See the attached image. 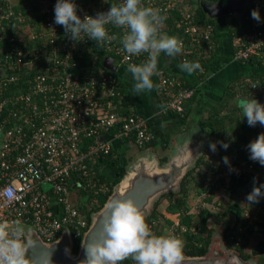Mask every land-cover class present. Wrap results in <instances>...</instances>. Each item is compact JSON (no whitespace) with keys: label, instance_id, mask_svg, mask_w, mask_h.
Instances as JSON below:
<instances>
[{"label":"built area","instance_id":"2783aa9c","mask_svg":"<svg viewBox=\"0 0 264 264\" xmlns=\"http://www.w3.org/2000/svg\"><path fill=\"white\" fill-rule=\"evenodd\" d=\"M17 1L0 0V18L6 19L8 29H15L8 37L9 47L0 48L3 69L0 72V224L20 221L34 227L46 241L56 239L64 227H69L75 240L87 227L84 213L74 202L79 192L88 193L91 202L96 203L98 196L110 192L113 186L111 178L101 177L104 168L98 161L112 152L115 140L131 138L135 147L140 148L156 138V134L148 116L116 110L121 97L117 74L77 67L76 51L91 39L85 37L82 42L74 43L63 27L54 23L56 0H28L27 5L14 10ZM176 1L167 0L162 6L156 3L154 8L167 11ZM121 2L81 0L77 14L81 18L85 14L95 16L97 12L107 11L110 3ZM248 6L258 10L261 19L257 22L251 12L247 14L254 26L237 38L232 53L234 60L247 59L264 48V28L258 27L264 22V7L258 0H251ZM180 14L184 18L186 43L212 42V23L199 26L187 7H181ZM1 36L4 34L0 33ZM106 48L113 49L118 59L116 70L126 63L137 64L136 58L140 62L148 58L143 53L126 59L123 45L114 40ZM182 60L187 57L183 56ZM158 73L157 91L165 95L161 109L182 112L186 99L194 95L195 86H186L179 75L166 68L158 69ZM19 77L23 84L8 91L9 85ZM251 91L264 105V81H253ZM254 127L260 131L259 123ZM249 156L231 165V171L229 165L214 161L216 171L212 180H205L203 185L207 188L198 193L201 197L198 207H214L216 197L210 202L204 197L211 195V184L220 185V178L225 183L232 175L253 171L264 180V166ZM200 175L209 176L204 170ZM223 189L222 185L217 190L223 192ZM260 202L259 199L255 212L244 209L241 217L251 225L260 221L264 228V205ZM169 227L166 234L176 237L187 229L178 219H173ZM194 229L192 226L191 230Z\"/></svg>","mask_w":264,"mask_h":264},{"label":"trees","instance_id":"16d2710c","mask_svg":"<svg viewBox=\"0 0 264 264\" xmlns=\"http://www.w3.org/2000/svg\"><path fill=\"white\" fill-rule=\"evenodd\" d=\"M79 1L81 0H73V2L77 5V11L80 7ZM156 1L158 5L162 6L167 0ZM200 1L201 0H177L173 6L167 9V11L160 10V15L164 17L161 32L169 36H175L183 42L187 40L186 33L184 32V18L180 14L181 7H187L192 11V18L199 26L207 22L213 24L214 18L209 17L204 12L201 5L199 4ZM203 1L218 2L220 0ZM258 1L260 5L264 7V0ZM17 3L13 6L14 10L19 8V6L22 7L24 5H27L29 1L18 0ZM156 3L150 4L148 0H142V4L152 8H154ZM101 9L104 10V8ZM252 9V6L246 7L245 11L239 15V19H237V16H233L234 20L232 22L233 25L230 28V33L233 34L234 37L239 38L244 31H251L252 27L254 26V21L249 18V15L247 14L250 13ZM0 20V33L1 35L4 34V36L0 37V48L5 50L10 45L8 37L15 32V29H13L12 27L8 29L6 27L7 21L5 18H0ZM107 27L109 28V35L116 36L114 42L121 44V39L125 30L119 27H114L112 25H108ZM258 27L264 28V22H260ZM211 39L212 42L203 41L201 44L195 45H191L186 42L183 43L182 52L187 57V60L189 62L197 61L199 62L200 66L208 67L210 64V56L214 53V51L209 53V49L213 50L215 46L213 42V40H215V30L211 35ZM106 45L107 43L97 46L94 40H89L87 43L80 45L79 49L76 51V56L74 58L77 62V67L82 68V70L88 69L89 71L92 70L94 72L103 70L107 73L111 72L117 74L118 77H120L121 97L117 102L116 110L119 113L138 112L136 111L133 103L134 94L132 88L127 85L123 75L121 74V72H119V69H127L128 63H122L123 65L119 69L114 71L107 69L103 63L104 57L106 55L114 56V51L113 49L108 50L106 48ZM262 50L264 51V48ZM242 61L245 64L248 63L251 68H255V70L257 69L258 71L256 73H249L247 77L234 79L232 83H230L224 90V94L222 95V98L219 100V102L209 109L206 116L196 117V115L201 114V109L192 111L187 102L189 101V99H186L184 103V110L182 112H169L174 116L180 117L181 124L185 126V128L192 124L199 125L202 128L209 141L205 150L209 148L210 140L214 136L215 131H221L222 129H224L227 122L233 123L239 135H249L259 131L258 127H250L248 125L247 118L243 116L242 110L237 106V104L232 106L231 102L235 98H243L249 100L255 98L257 100V97L251 91V85L255 80H258L260 83L264 81V62L263 58L259 54L252 55ZM136 62L137 64L143 63L137 60V58ZM180 78L185 81L186 86L192 85L183 77L180 76ZM23 81L24 80L19 77L18 80L13 81L12 84L9 85L7 90L9 91L19 88L20 85L23 84ZM238 85L241 86H239V88L237 89L236 86ZM159 93L162 95V100L164 101V93ZM260 126V131L264 133V126ZM238 128H242V130L240 131ZM123 141H128L133 144V140L131 138L123 139ZM146 148H153L154 150H158L159 139H157L156 137L137 150L141 151ZM205 150L203 154L198 158L195 166L191 168L181 180L179 190L175 192H166L155 201L150 214L145 216L146 222L155 235H167L166 228L172 224L173 219H178L181 224H185L187 226V229L185 231H182L180 236L178 237L184 243V253L202 254L207 251L212 238L220 236L222 237L221 239L224 241L227 247L231 250L237 251L244 258L253 256L255 257V259H260L261 263L264 264V228L261 227L260 221H257L252 225L247 224L246 219H243L241 217L242 211L244 209H242L239 202L234 198L235 195L240 192L241 188L246 187L248 188V190L245 194V208H254V206H256V203H246V196L249 192H251L254 183L257 186L263 184L264 180L261 175H258L253 171L243 172L241 174L232 175L225 183L224 179L220 178V185L211 184V195L205 196L204 199L207 200V202L212 201L215 190L218 189V186L221 187L223 185V194H221L218 199L215 198L216 200H214L213 202H217V200L223 199L225 196L227 197L226 201L220 203L217 206L218 209H212L210 206L205 205L199 206V212L197 213V215L196 213L188 212L191 207V202L188 198V195L190 190V175L192 171L196 170V174H200L202 168H209L212 172L216 171V168H214L212 163H210V159L205 156ZM117 151L113 149L105 159H101L98 161V164L100 163L101 167L104 168V171L101 173V177L109 179L111 178L112 185L116 181H118L119 178L124 174L125 166L130 160L129 157H126L122 155L120 151ZM244 157L246 156H243V158ZM165 159L166 155L160 157L161 161H164ZM225 166L228 167V165L226 164ZM200 176L201 177L197 178L196 175H193V184L195 185L197 194L200 193L202 189L207 188L203 185L206 179H213V177L211 178L210 176ZM109 193L110 192L99 195L98 201L96 203H92L88 193L79 192L74 202L75 205L84 213L85 219L87 221V226L89 224L90 212L101 207ZM163 198H167V202L164 204V207L161 208V205L159 204L161 203V200ZM260 200V203H263L264 205V199L260 198ZM230 212L235 216V222L230 223V219L227 217ZM210 216L213 217L212 223L208 221V218ZM192 226L195 228L194 230H191ZM251 235H256V238L253 239L254 241L251 244H249L251 241ZM237 237L241 238V240H239L238 242ZM80 238L81 236L75 239L73 252L77 251V246ZM121 264H135V262L129 258L122 261Z\"/></svg>","mask_w":264,"mask_h":264},{"label":"clouds","instance_id":"9594fccd","mask_svg":"<svg viewBox=\"0 0 264 264\" xmlns=\"http://www.w3.org/2000/svg\"><path fill=\"white\" fill-rule=\"evenodd\" d=\"M251 17L257 22L261 19L256 9L251 11ZM163 20L158 9L145 6L142 0L110 3L107 11L97 12L95 16L85 14L83 18L77 14V5L73 0H56L54 5V23L62 26L74 43L82 42L85 37L94 40L97 46L110 43L116 39L115 35H109L107 29L108 25H112L125 30L121 44L127 53L126 59L147 53L148 58L143 63H129L127 66L135 81L133 92L136 95L153 90L152 76L159 74L157 65L161 53L174 58L182 51V41L161 32ZM178 66L189 74L202 71L199 62L185 60ZM237 106L250 127L257 123L264 126V105L255 98L239 99ZM217 143L224 150L229 147L226 141L210 142L212 152L217 151ZM247 147L249 158L264 166V133L250 141ZM222 160L229 165L230 171L233 170L227 156ZM262 189L264 184L257 186L254 183L246 196V203L259 202L264 197ZM56 229H60L59 224ZM31 244L20 221L12 225L0 224V264H33L31 257L26 255ZM82 246L85 259L79 264H121L129 258L135 264H183V241L174 235H155L144 214L131 199L114 198L110 201L98 235L82 242ZM39 264H53L49 251L39 258Z\"/></svg>","mask_w":264,"mask_h":264},{"label":"water","instance_id":"95a60500","mask_svg":"<svg viewBox=\"0 0 264 264\" xmlns=\"http://www.w3.org/2000/svg\"><path fill=\"white\" fill-rule=\"evenodd\" d=\"M250 2L251 0H201L199 4L209 17L217 18L224 15H240ZM103 63L107 69L113 71L118 66V59L106 55ZM2 71L0 68V72ZM207 145V136L199 125H195L174 138L164 161L158 158L157 152L152 148L139 151L127 162L124 174L113 184L102 206L90 212L89 224L78 242L76 252H73L75 240L69 227H64L56 239L46 241L34 227L22 224L26 229V238L32 241L26 255L31 257L33 264H39V258L49 251L53 264H79L85 259L82 242L98 235L103 214L110 201L114 198L131 199L144 216L149 215L155 201L162 194L179 190L181 180L195 166ZM183 264L262 263L260 259L244 258L237 251L229 249L219 236L211 240L207 251L202 254L183 252Z\"/></svg>","mask_w":264,"mask_h":264},{"label":"crops","instance_id":"0c3cea01","mask_svg":"<svg viewBox=\"0 0 264 264\" xmlns=\"http://www.w3.org/2000/svg\"><path fill=\"white\" fill-rule=\"evenodd\" d=\"M233 16L234 15H224L214 18L215 40H213V42L215 46L213 50L209 49V53L212 51H214V53L212 55L210 54L209 66H201L202 71L197 70L192 74L182 71L178 66L183 62L182 57L185 56L182 51L174 58L168 57L165 53H161L158 58L157 70L166 68L195 86V93L187 102L192 111L201 109L202 116H206L205 114H207L209 109L219 102L224 94V90L234 79L247 77L249 73H256L258 71L257 69L255 70V68H251L248 63H243L242 60L232 59V53L235 49V42L237 40V38L230 33V28L234 20ZM235 16L239 19V15ZM259 55L263 58L264 62V51L262 50ZM119 70L127 85L130 86L133 91L135 81L132 78V74L128 72L126 68ZM152 80L154 83L153 90L150 92H142L139 95L133 92V103L136 111L149 117L151 128L155 132L157 139H159V149L167 153L176 135H179L190 126H195V124L185 128V126L181 124L180 117L174 116L161 109L163 100L162 95L157 91L158 75H153ZM239 86L241 85L236 86L237 89ZM238 129L242 130V128ZM262 133V131L255 132L257 135ZM113 143L114 149L116 151L118 150L117 152L120 151L124 156L127 154V150L133 146L130 142L123 141V139L115 140ZM247 152L248 153L245 154L246 156L250 154L249 151Z\"/></svg>","mask_w":264,"mask_h":264},{"label":"rangeland","instance_id":"374dc122","mask_svg":"<svg viewBox=\"0 0 264 264\" xmlns=\"http://www.w3.org/2000/svg\"><path fill=\"white\" fill-rule=\"evenodd\" d=\"M239 99L235 98L231 102L232 106L237 104V102H238L237 100H239ZM197 116H202V112H201V114L196 115V117ZM257 136L258 135L255 133L250 134V135H239V133H238L237 129L235 128V126L233 125V123L227 122L224 129H222L221 131H215L214 136L211 139V142L226 141L229 143V147L227 148V150H224L223 148L220 147V144L217 143V151L212 152L210 150V148H208L205 150V156H207L210 159L209 160L210 163H213L214 161L219 162V163H224L222 158L227 156L229 161H230V164L233 165L236 162H238L241 158H243V156H246L245 154L248 153L247 151H249L248 147H247L249 142L255 140L257 138ZM137 149L138 148L133 145L131 148H129L127 150V154L125 156L132 159L136 154L139 153V151ZM155 151L157 152L158 158L162 157L163 155L167 156V154H168V152L165 153L164 151H161V149H158ZM202 170H204L210 177H212V175H213L212 173H214V172L210 171L209 168L208 169L202 168ZM193 175H196L197 178L201 177L200 174H196V170H193L191 175H190L191 179H190V184H189L190 190H189V195H188L189 197L188 198L191 202V207L188 210V212L196 213V215H197V213L199 212L198 202L201 199V197H199L198 194L196 193V188H195V185L193 184V179H194ZM243 186H246V185H243ZM247 190H248V188H246V187L241 188L240 192L237 193V195H235L234 198H235V200H237L239 202L242 209H247L251 213H253L256 211L257 204H256V206H254V208L253 207L249 208V209L245 208L244 198H245V194H246ZM221 194H223L221 192V190H215L213 198L216 197V199H218L221 196ZM226 198L227 197L225 196L223 199L217 200L218 202H216V204L214 205V207H212V209H218L217 206L220 203H223L224 201H226ZM166 202H167V198H163L161 200V203L159 204V205H161L160 207L163 208L164 204ZM227 217L230 219V223L235 222V216L233 214H231V212L228 214ZM212 218H213L212 216H210L208 218V221L210 223H212V221H213ZM7 224H10V222H8ZM167 231H170L169 226L166 228V233H167ZM214 238H218V236L214 237ZM214 238H212V239H214ZM250 238H251V241L249 244H251L254 241L253 239L256 238V235H251Z\"/></svg>","mask_w":264,"mask_h":264},{"label":"flooded vegetation","instance_id":"af4514ba","mask_svg":"<svg viewBox=\"0 0 264 264\" xmlns=\"http://www.w3.org/2000/svg\"><path fill=\"white\" fill-rule=\"evenodd\" d=\"M251 258H255V257H253V256H250ZM249 258V257H248Z\"/></svg>","mask_w":264,"mask_h":264}]
</instances>
